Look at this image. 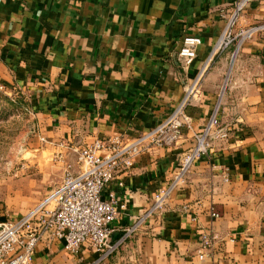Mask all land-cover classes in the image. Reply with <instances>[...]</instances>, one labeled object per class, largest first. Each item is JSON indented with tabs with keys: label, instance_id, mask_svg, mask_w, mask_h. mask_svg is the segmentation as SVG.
Masks as SVG:
<instances>
[{
	"label": "crops",
	"instance_id": "0c3cea01",
	"mask_svg": "<svg viewBox=\"0 0 264 264\" xmlns=\"http://www.w3.org/2000/svg\"><path fill=\"white\" fill-rule=\"evenodd\" d=\"M233 1L0 0L4 94L23 97L39 142L74 170L72 149L150 131L205 67L188 109L190 130L137 157L104 190L124 205L112 225L116 252L99 261L86 248L70 254L60 242L39 243L32 264H264V33L233 60L230 49L207 64ZM263 23L264 0H255L238 28ZM184 37L201 41L187 67L178 58ZM216 107L226 138L214 135L208 155L191 166L166 208L121 242L122 231L168 186ZM203 234L211 245L200 259Z\"/></svg>",
	"mask_w": 264,
	"mask_h": 264
},
{
	"label": "built area",
	"instance_id": "2783aa9c",
	"mask_svg": "<svg viewBox=\"0 0 264 264\" xmlns=\"http://www.w3.org/2000/svg\"><path fill=\"white\" fill-rule=\"evenodd\" d=\"M253 1L255 0H234L230 12L222 15L225 26L207 64L230 49L233 60L245 42L257 33H264V23L247 29L238 28L247 6ZM200 45L199 38H183L178 51L183 67L192 63ZM197 81L186 91L183 100L171 114L150 131L131 140L121 137L96 138L89 144L72 149L78 170L64 162L63 154L56 153L55 159L63 164V174L54 190L22 217L0 221V264H32L39 243L50 245L60 242L70 254L86 248L97 254L99 261L112 256L118 246L110 242L116 231L112 225L124 205L114 192L109 191L104 195V190L109 188L118 174L129 171L137 157L150 149L175 144L180 140L184 129L190 130L188 109L195 97ZM0 92L4 93L1 84ZM214 135L220 139L226 138V133L219 127L218 107L214 109L202 131L193 135V145L182 155L180 167L168 186L159 189L143 216L122 231L121 242L133 236L144 220L166 208L173 191L185 183L191 166L208 155ZM40 141L45 142L44 139ZM211 217L218 218L214 209H211ZM210 245L211 238L203 234L198 255L200 259L204 256L203 251L209 249Z\"/></svg>",
	"mask_w": 264,
	"mask_h": 264
},
{
	"label": "rangeland",
	"instance_id": "374dc122",
	"mask_svg": "<svg viewBox=\"0 0 264 264\" xmlns=\"http://www.w3.org/2000/svg\"><path fill=\"white\" fill-rule=\"evenodd\" d=\"M34 121L22 96L0 92V220L33 209L62 177L60 152L39 142Z\"/></svg>",
	"mask_w": 264,
	"mask_h": 264
},
{
	"label": "trees",
	"instance_id": "16d2710c",
	"mask_svg": "<svg viewBox=\"0 0 264 264\" xmlns=\"http://www.w3.org/2000/svg\"><path fill=\"white\" fill-rule=\"evenodd\" d=\"M6 99V98H5ZM7 101H9L8 99H6Z\"/></svg>",
	"mask_w": 264,
	"mask_h": 264
}]
</instances>
